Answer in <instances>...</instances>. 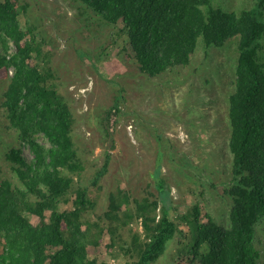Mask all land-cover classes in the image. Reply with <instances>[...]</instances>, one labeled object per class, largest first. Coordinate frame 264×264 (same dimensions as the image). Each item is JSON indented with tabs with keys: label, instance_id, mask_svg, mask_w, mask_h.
<instances>
[{
	"label": "rangeland",
	"instance_id": "374dc122",
	"mask_svg": "<svg viewBox=\"0 0 264 264\" xmlns=\"http://www.w3.org/2000/svg\"><path fill=\"white\" fill-rule=\"evenodd\" d=\"M9 1L17 6L25 40L37 48L30 65L48 68L50 84L68 105L80 165L77 173L67 174L70 189L42 216L27 211L20 216L33 228L48 226L54 213L73 211L80 189L86 188L91 207L60 226L73 253L69 264H137L163 214L155 178L159 174L176 232L150 264H213L209 240L218 238H210L209 229L227 233L232 224L228 112L238 62L235 39L211 49L199 41L187 67L150 78L139 71L120 33L121 24H107L79 0ZM209 1L236 16L255 4V0ZM14 54L13 43L0 31V184L26 193L18 166L7 158L11 150L19 149L26 164L34 162L30 146L20 142L5 108L15 72ZM117 99L118 117L108 131L105 117ZM32 139L45 151L51 148L40 132L34 131ZM106 160V175L91 186ZM253 232L257 263L264 264L263 219ZM6 246L28 248L17 232H0V254ZM61 248L47 246L41 264H51V255Z\"/></svg>",
	"mask_w": 264,
	"mask_h": 264
},
{
	"label": "trees",
	"instance_id": "16d2710c",
	"mask_svg": "<svg viewBox=\"0 0 264 264\" xmlns=\"http://www.w3.org/2000/svg\"><path fill=\"white\" fill-rule=\"evenodd\" d=\"M79 1L107 24H121L120 33L131 48L139 71L150 78L173 68L187 67L199 41L205 49H211L224 47L235 39L238 62L228 112L232 224L227 233L209 229L210 238L213 235L218 238V241L209 240V259L215 261L213 264H258L259 256L252 242L255 223L264 220V0H255L251 10L237 16L213 7L209 0ZM20 25L17 6L9 0L0 1V31L15 48L11 59L15 72L5 108L20 142L28 144L34 155L32 164H26L19 149L11 150L7 156L18 166V176L27 192H14L8 184H0V232H17L28 248L6 246L0 254V264H41L47 246L56 245L62 248L51 255V264H69L73 253L70 254L60 226L70 218L77 219L91 207L86 188L80 189L76 208L54 213L48 226L33 228L20 216L26 211L42 216L44 210L70 189L72 180L67 174L80 169L71 139L72 118L68 105L50 84L52 75L48 68L41 70L30 65L37 48L33 41L25 40ZM118 113L117 99L105 117L108 131L112 130ZM34 131L47 139L51 146L48 151L32 139ZM107 171L108 160L94 175L91 186H96ZM155 178L164 205L163 214L137 264H150L158 259L176 232L166 203L165 183L159 174ZM114 205L115 198L111 196L110 208ZM21 206H26V210ZM202 235L207 241V234Z\"/></svg>",
	"mask_w": 264,
	"mask_h": 264
}]
</instances>
